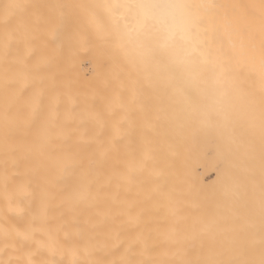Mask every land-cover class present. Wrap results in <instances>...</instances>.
I'll use <instances>...</instances> for the list:
<instances>
[{
  "label": "snow or ice",
  "instance_id": "snow-or-ice-1",
  "mask_svg": "<svg viewBox=\"0 0 264 264\" xmlns=\"http://www.w3.org/2000/svg\"><path fill=\"white\" fill-rule=\"evenodd\" d=\"M0 264H264V0H0Z\"/></svg>",
  "mask_w": 264,
  "mask_h": 264
},
{
  "label": "bare ground",
  "instance_id": "bare-ground-1",
  "mask_svg": "<svg viewBox=\"0 0 264 264\" xmlns=\"http://www.w3.org/2000/svg\"><path fill=\"white\" fill-rule=\"evenodd\" d=\"M34 1H40V3H43L42 1L45 0H29V2ZM47 2L48 1L46 0L44 3ZM160 2H169V0H160ZM91 67L92 65L85 61L79 65L78 71L82 74H90ZM160 131L161 135L164 137L171 139L176 138L175 134L169 127L162 126ZM15 135L21 142L30 139L29 134L24 129L17 131ZM211 162L212 157L206 152L202 143L189 141L186 145L182 144L179 150V155L173 160V165L177 172L181 175H187V177H189L190 183L193 184L195 188L210 195L214 187H216L213 182L217 179L213 168L210 166ZM54 179L62 181L60 187L63 188L73 184L76 176L72 173H64L60 171L54 175Z\"/></svg>",
  "mask_w": 264,
  "mask_h": 264
},
{
  "label": "rangeland",
  "instance_id": "rangeland-1",
  "mask_svg": "<svg viewBox=\"0 0 264 264\" xmlns=\"http://www.w3.org/2000/svg\"><path fill=\"white\" fill-rule=\"evenodd\" d=\"M41 1H42V0H41ZM47 1H48V2H55V1H56V2H58V3H66V4H72V3L80 2V0H78V1H77V0H71V1H70V0H67V1H65V0H59V1H58V0H54V1H53V0H47ZM60 1H61V2H60ZM64 1H65V2H64ZM35 2H37V3L39 2V3H40V1H34L33 3H35ZM42 2L44 3V2H46V0H45V1H42ZM70 2H71V3H70Z\"/></svg>",
  "mask_w": 264,
  "mask_h": 264
}]
</instances>
